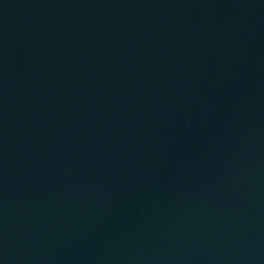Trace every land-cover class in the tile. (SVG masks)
Listing matches in <instances>:
<instances>
[{
  "label": "water",
  "instance_id": "obj_1",
  "mask_svg": "<svg viewBox=\"0 0 264 264\" xmlns=\"http://www.w3.org/2000/svg\"><path fill=\"white\" fill-rule=\"evenodd\" d=\"M0 264H264V0H0Z\"/></svg>",
  "mask_w": 264,
  "mask_h": 264
}]
</instances>
